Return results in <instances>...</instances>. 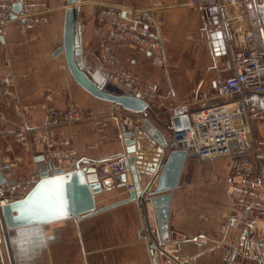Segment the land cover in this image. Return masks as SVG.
I'll return each instance as SVG.
<instances>
[{"label":"crops","instance_id":"1","mask_svg":"<svg viewBox=\"0 0 264 264\" xmlns=\"http://www.w3.org/2000/svg\"><path fill=\"white\" fill-rule=\"evenodd\" d=\"M47 2L52 10L42 26L6 27L4 42H0V73L5 72L8 58L21 102L34 108L28 120L30 125L41 127L46 123L48 106L67 110L70 104L92 110L101 115L99 120L107 122L102 131H98L97 119L90 118L62 127L65 134L73 133V136L68 145L51 149L49 168L69 171L78 162L116 157L123 152V142L118 134L119 122L107 113L112 103L92 96L78 85L66 66L64 53H57L62 45L66 0ZM100 2L128 4L133 8L168 4L169 7L160 11L162 49L143 54L124 40L111 39L110 30L96 20ZM183 2L80 0L76 6L81 26L80 59L85 70L96 81L104 82L105 66L113 58L132 75L155 84L159 97L149 104L147 117L166 137L170 136L171 117L176 113L190 117L202 108L240 102L248 111L252 138L264 148V94L245 93L226 98L216 95L218 81L232 74L229 58L212 45L201 12ZM247 21L252 26L249 16ZM168 91L170 97H164ZM47 93L52 101L46 100ZM7 115L9 121L4 125L6 133L0 135V147L9 145L13 154L20 147L25 149L13 133L16 120L12 110H7ZM136 116L144 119L142 113ZM51 129H38L29 139L31 145L36 143L33 160L39 158L37 149L44 136L56 130ZM68 150H75L78 158H65L61 153ZM168 152L169 149L166 155ZM249 161L235 148L231 155L207 162L188 154L179 187L173 191L170 240L163 255L156 257L157 264H168L166 258L170 254L184 258L183 264H264L243 251L241 235L250 220L235 217L227 192L228 174L236 164ZM148 179L144 172L142 185ZM126 195L113 189L100 193L95 201L98 206H104ZM142 227V212L136 201H132L80 220L69 218L25 231L0 228V264H154Z\"/></svg>","mask_w":264,"mask_h":264},{"label":"built area","instance_id":"2","mask_svg":"<svg viewBox=\"0 0 264 264\" xmlns=\"http://www.w3.org/2000/svg\"><path fill=\"white\" fill-rule=\"evenodd\" d=\"M254 0H184L183 4L199 10L202 14L205 29L208 33L220 31L223 35L225 53L229 58L232 74L218 81L216 95L226 98L245 93L264 94V47L259 50L254 28L248 24L247 18L250 5ZM19 4L18 11L14 5ZM169 7L168 4L154 3L145 8H133L128 4L100 2L96 12L99 25L110 30L111 39L124 40L136 51L149 53L162 49L160 27L163 18L160 11ZM52 8L47 0H0V35L8 25L19 27H39L46 22ZM162 60L164 55L161 56ZM5 72L0 73V135L6 133L5 123L9 121L7 110H12L15 122L13 133L22 143L25 150L32 149L36 156V143L31 145L29 139L38 129L54 130L44 136L37 149L38 155L51 162L49 153L55 146L68 145L73 133L65 134L62 127H71L86 119H97L98 131L107 126L106 121L98 118V113L89 109L78 108L70 104L67 110L48 106L47 121L41 127L28 123L30 112L34 109L21 102L17 88L16 75L11 62L6 58ZM107 81L117 85L132 96L153 104L159 97L155 84L143 81L120 66L113 58L105 66ZM166 92L164 97H170ZM46 100L52 101L50 93ZM107 113L119 122L118 134L122 139L125 130H131L144 119L135 113L111 102ZM174 148L195 155L200 161H211L214 158L229 156L233 148L240 156H246L249 162L236 164L226 178L227 192L232 201V212L236 218L247 217L250 222L243 227L241 247L244 252L264 261V148L252 138V127L248 111L237 101L223 102L212 107L202 108L189 117L186 129L173 134ZM44 145V146H43ZM9 145L0 149V171L6 179L0 184V218L1 207L11 201L22 198L26 193L19 194L23 183L11 178L10 168L14 160L9 158ZM1 153L3 155H1ZM122 153V152H121ZM97 162L89 160L80 163V167L92 166L96 170L97 181L101 193L117 189L121 193L140 190L137 181H123L121 176L128 172L134 174L135 169L127 164V154ZM65 158L77 159L75 150L61 153ZM2 166H5L4 168ZM74 169V168H73ZM49 172L51 170L49 169ZM141 182V176H137ZM39 179V172L31 177V181ZM13 181V182H12ZM34 185V184H33ZM118 196V195H117ZM116 201V199H115ZM144 214V213H143ZM143 219L144 239L149 243L158 241V230L149 208ZM203 242L204 238L201 239ZM165 251L166 244L159 245L157 251ZM156 251V252H157ZM186 260L181 256L170 254L168 264H183Z\"/></svg>","mask_w":264,"mask_h":264},{"label":"water","instance_id":"3","mask_svg":"<svg viewBox=\"0 0 264 264\" xmlns=\"http://www.w3.org/2000/svg\"><path fill=\"white\" fill-rule=\"evenodd\" d=\"M62 45L57 50L64 53L66 66L75 80L92 96L121 105L123 108L142 113L144 120L131 130L122 133L123 152L127 154V164L135 169L121 176L123 181H137L140 190H130L127 195L104 206H98L95 201L100 193L96 170L92 166L80 167L77 163L74 169L65 171L53 168L49 172V162L44 164L43 157L35 159L40 164L39 179L30 190L20 199L8 202L1 207L0 228L5 230L36 229L51 223H57L69 218H82L107 211L120 205L136 201L139 210L145 215V209H151L158 230V241L149 243L153 256L163 255L157 247L169 242V217L171 212L173 191L179 187L184 162L189 153L174 148L173 134L186 129L189 117L176 113L171 117L172 128L170 136L166 137L147 117L149 104L117 85L105 80L96 81L85 70L82 61L81 29L77 20L80 0H66ZM19 4L14 5L18 11ZM249 18L254 28L259 50L264 47V0L250 5ZM212 45L225 52L224 39L220 31L209 34ZM0 42H4L0 35ZM169 152L166 155V150ZM95 160V159H91ZM105 159H98L97 162ZM87 163V162H85ZM1 166V162H0ZM3 168L5 166H2ZM148 175V181L142 185L137 178L142 174ZM6 179L0 171V184ZM13 182V181H12ZM146 216L144 220L146 221Z\"/></svg>","mask_w":264,"mask_h":264},{"label":"rangeland","instance_id":"4","mask_svg":"<svg viewBox=\"0 0 264 264\" xmlns=\"http://www.w3.org/2000/svg\"><path fill=\"white\" fill-rule=\"evenodd\" d=\"M0 149H3L2 146L0 147ZM1 155H3V154L1 153ZM7 155H9L10 159H13V157H19V160H14L15 162H14V165L12 166V169H11V178H13L15 180H19L23 183V186L20 187L19 191H18L21 193L13 194L12 197L16 196V195L24 194L35 183L34 181H31V177L38 172L37 168H39V166L36 164V161L33 160L34 151L32 149L23 150L22 147H20L17 149V152L12 154V151H10ZM99 195L96 197L97 200L99 198ZM114 198H116V197H114ZM166 260H167V258H166Z\"/></svg>","mask_w":264,"mask_h":264},{"label":"bare ground","instance_id":"5","mask_svg":"<svg viewBox=\"0 0 264 264\" xmlns=\"http://www.w3.org/2000/svg\"><path fill=\"white\" fill-rule=\"evenodd\" d=\"M50 165V164H49ZM50 169V168H49ZM156 259V258H155Z\"/></svg>","mask_w":264,"mask_h":264}]
</instances>
